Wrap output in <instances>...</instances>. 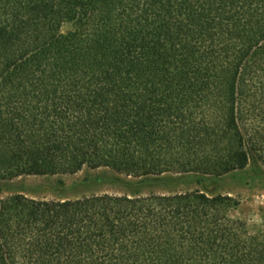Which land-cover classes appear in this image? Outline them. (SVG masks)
Returning <instances> with one entry per match:
<instances>
[{"label": "trees", "instance_id": "1", "mask_svg": "<svg viewBox=\"0 0 264 264\" xmlns=\"http://www.w3.org/2000/svg\"><path fill=\"white\" fill-rule=\"evenodd\" d=\"M249 168L264 0H0V181L105 169L128 188L0 202V264H264V231L215 191Z\"/></svg>", "mask_w": 264, "mask_h": 264}, {"label": "rangeland", "instance_id": "2", "mask_svg": "<svg viewBox=\"0 0 264 264\" xmlns=\"http://www.w3.org/2000/svg\"><path fill=\"white\" fill-rule=\"evenodd\" d=\"M197 189H201V186L194 183L160 184L144 189L143 194H169ZM127 191L128 188L117 181V176L111 171L86 169L76 175L23 176L12 181H0V202L16 196L35 201H63ZM215 191L239 201L240 206L232 212V218L245 223L251 235L264 231V175L256 176L249 168L244 173L222 179Z\"/></svg>", "mask_w": 264, "mask_h": 264}]
</instances>
